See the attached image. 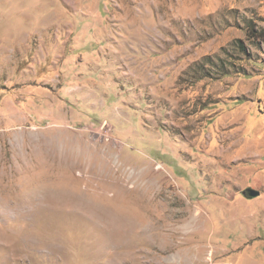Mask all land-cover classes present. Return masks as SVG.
Returning <instances> with one entry per match:
<instances>
[{"label": "rangeland", "instance_id": "obj_1", "mask_svg": "<svg viewBox=\"0 0 264 264\" xmlns=\"http://www.w3.org/2000/svg\"><path fill=\"white\" fill-rule=\"evenodd\" d=\"M250 26L264 0H0V264H264Z\"/></svg>", "mask_w": 264, "mask_h": 264}, {"label": "trees", "instance_id": "obj_2", "mask_svg": "<svg viewBox=\"0 0 264 264\" xmlns=\"http://www.w3.org/2000/svg\"><path fill=\"white\" fill-rule=\"evenodd\" d=\"M248 34H249V38L250 39H254V40H258V41H262L264 43V28L261 29H255L254 27L250 26L248 29ZM235 48L237 49V51L241 52V53H247L245 50L244 45L240 42L237 43V45L235 46ZM250 61H252L253 59L250 57L249 59ZM224 69H222L221 74L223 76L229 75L228 71H224ZM239 72V71H237Z\"/></svg>", "mask_w": 264, "mask_h": 264}, {"label": "water", "instance_id": "obj_3", "mask_svg": "<svg viewBox=\"0 0 264 264\" xmlns=\"http://www.w3.org/2000/svg\"><path fill=\"white\" fill-rule=\"evenodd\" d=\"M243 194L249 198H256L257 196H259V192L251 188L244 191Z\"/></svg>", "mask_w": 264, "mask_h": 264}]
</instances>
